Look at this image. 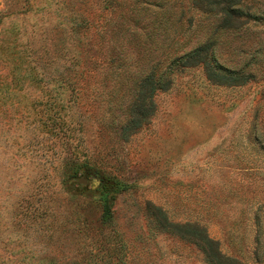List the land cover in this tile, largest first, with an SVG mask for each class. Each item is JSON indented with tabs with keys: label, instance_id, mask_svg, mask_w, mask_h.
Instances as JSON below:
<instances>
[{
	"label": "rangeland",
	"instance_id": "rangeland-1",
	"mask_svg": "<svg viewBox=\"0 0 264 264\" xmlns=\"http://www.w3.org/2000/svg\"><path fill=\"white\" fill-rule=\"evenodd\" d=\"M159 213L264 264V0H0V264H207Z\"/></svg>",
	"mask_w": 264,
	"mask_h": 264
},
{
	"label": "trees",
	"instance_id": "trees-1",
	"mask_svg": "<svg viewBox=\"0 0 264 264\" xmlns=\"http://www.w3.org/2000/svg\"><path fill=\"white\" fill-rule=\"evenodd\" d=\"M221 1H242V0H221ZM217 10H218L217 14H219V19L221 23L225 22L227 18H230V15L233 13V12H230V9L228 7H224L221 4H217ZM197 50L198 48L195 49L194 52L182 53L181 55H179V57L175 59H171V62L176 63V62H182L184 60H187L189 59V57L193 56V53L195 54ZM165 84H168V83L166 82ZM148 100L150 102V107L152 108L153 106L152 93L148 97ZM136 108L139 110L141 109L143 110L142 105L141 106L138 105V107L136 105ZM50 128L52 130H56V128L62 129V128H65V125L61 122L58 123L57 118L53 117L51 119ZM111 201H112V198H110L109 195L107 194H104L101 197L104 221L110 220ZM159 215L161 216V221L163 222L162 224H164L163 230H165L166 232H171L172 234H175L179 236L180 238L184 240H188L191 243L195 244L203 253L207 264H238L234 260L222 258V256L220 255V251L218 249V244L209 239L206 233L205 227L200 226L195 223H192V224L190 223H185V224L170 223L162 213H159Z\"/></svg>",
	"mask_w": 264,
	"mask_h": 264
}]
</instances>
